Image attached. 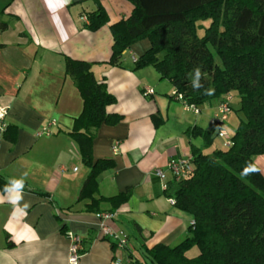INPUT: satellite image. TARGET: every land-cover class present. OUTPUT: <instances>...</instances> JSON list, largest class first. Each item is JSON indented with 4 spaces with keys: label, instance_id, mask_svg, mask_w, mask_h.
<instances>
[{
    "label": "crops",
    "instance_id": "obj_1",
    "mask_svg": "<svg viewBox=\"0 0 264 264\" xmlns=\"http://www.w3.org/2000/svg\"><path fill=\"white\" fill-rule=\"evenodd\" d=\"M98 7L108 21L91 32L88 14ZM132 9L126 0H0V105L8 109L4 123L9 128L0 131V264H68V230L82 238L81 264L143 262L145 250L157 244L173 247L189 235L191 217L164 193L163 186L174 183L166 164L192 157L193 149L226 148L224 140L204 148L202 138L186 135L194 127L212 132L209 121L219 102L210 101L194 114L172 98L173 86L152 67L134 69L131 57L148 50L147 40L125 50L119 66L107 65L110 26L127 19ZM65 57L92 64L95 79L115 98L107 112L122 116L95 133L93 162L113 166L96 178L92 196L81 200L90 168L65 133L82 110L79 92L64 73ZM146 88L153 95H143ZM52 122L50 136H36ZM254 165L264 177V155ZM157 168L164 172L162 181L154 175ZM12 179L24 181L16 204L9 201L17 192H5ZM126 190L130 195L118 207L92 204ZM100 213L114 214L109 225L125 234L124 250L100 235Z\"/></svg>",
    "mask_w": 264,
    "mask_h": 264
},
{
    "label": "trees",
    "instance_id": "obj_2",
    "mask_svg": "<svg viewBox=\"0 0 264 264\" xmlns=\"http://www.w3.org/2000/svg\"><path fill=\"white\" fill-rule=\"evenodd\" d=\"M126 1L133 9L127 19L110 26L107 65L119 66L125 50L147 40L149 48L134 69L152 67L187 104L201 107L210 101L221 102L227 94L238 97L236 109L229 103L230 113L238 119L230 145L210 153L193 149L192 172L164 190L175 208L191 217L189 235L173 247L157 244L145 250L143 262L131 264H264V177L254 165V159L264 155V0ZM107 21L98 7L88 14L86 29L97 31ZM199 31H203L201 37ZM64 62V73L82 100L80 115L65 132L90 168L81 200L92 196L96 178L113 166L109 161L93 162L95 133L102 125L118 124L122 116L107 112L115 98L95 79L91 63L67 57ZM197 69L199 88L193 86ZM186 135L202 138L204 148L217 137L215 131L196 127ZM248 168L255 170L245 172ZM129 195L126 190L92 204L109 202L118 207ZM194 247L197 255L187 256Z\"/></svg>",
    "mask_w": 264,
    "mask_h": 264
},
{
    "label": "built area",
    "instance_id": "obj_3",
    "mask_svg": "<svg viewBox=\"0 0 264 264\" xmlns=\"http://www.w3.org/2000/svg\"><path fill=\"white\" fill-rule=\"evenodd\" d=\"M133 63L136 62V58L134 56L131 57ZM143 95H153V90L150 88H146L143 92ZM171 96L174 100L181 103L185 110L192 111L194 114L199 113L198 107L194 105L187 104L183 98V95L173 90ZM231 101V96L229 94L225 95L221 102H219L216 112L211 117L209 124L212 128V131H215L217 137L222 138L224 140V145H230V137L227 134L224 126L228 122L230 108L229 103ZM8 109L7 107L0 105V131H4L6 125L4 120L7 116ZM55 123L52 122L50 124L42 126L37 132V137H48L51 135L50 127L54 126ZM114 152H116V146L112 148ZM192 157L179 159V160H170L166 164V171H168L172 175V180L174 183H178L185 179L191 172H192ZM76 169H74L75 171ZM154 175L159 178L161 181L164 180L165 175L163 170L157 168L154 170ZM166 189V185L163 186ZM169 203L174 205V200L169 199ZM114 214L113 213H100L96 215L97 220L99 221L98 227L99 232L102 237H109L114 241L115 248L118 251H122L127 247V238L125 234L113 226L109 225L112 221ZM193 225V222L190 223ZM65 237L69 242L68 246V256H67V263L68 264H81L82 258V238L80 235L68 230L65 232ZM118 264V260L116 262Z\"/></svg>",
    "mask_w": 264,
    "mask_h": 264
},
{
    "label": "rangeland",
    "instance_id": "obj_4",
    "mask_svg": "<svg viewBox=\"0 0 264 264\" xmlns=\"http://www.w3.org/2000/svg\"><path fill=\"white\" fill-rule=\"evenodd\" d=\"M207 23V22H206ZM205 23V24H206ZM203 35V31H199L198 32V36L199 37H201ZM211 50V49H210ZM211 52L213 53V51L211 50ZM214 60H215V62L217 63V64H219V61H218V59L214 56ZM231 105L233 106V108H235L236 109V107L238 106V97L237 96H232L231 97ZM235 114L236 113H234V112H232L231 114H230V116H231V118H230V120H228V122L226 123V127L228 128V130H227V134H228V136L230 137L231 135H232V133H233V130L235 129V127H236V125H237V122H238V119H237V117L235 116ZM219 142H223V139L222 138H219V137H216V139L214 140V147L217 145V144H219ZM224 144V143H223ZM224 147H225V145H224ZM198 253V251H197V249L194 247V248H192L188 253H187V255L188 256H196V254Z\"/></svg>",
    "mask_w": 264,
    "mask_h": 264
},
{
    "label": "clouds",
    "instance_id": "obj_5",
    "mask_svg": "<svg viewBox=\"0 0 264 264\" xmlns=\"http://www.w3.org/2000/svg\"><path fill=\"white\" fill-rule=\"evenodd\" d=\"M200 76L201 73L199 71V69L196 70V79L193 81V86L196 88L201 87L199 81H200ZM255 169L252 168H248L245 170V172L248 171H254ZM24 188V181L22 179H12L9 183V185H7L5 187V192H11L13 190H15L17 192V195L12 198L9 202L16 204L18 201H20L22 199V195H21V190ZM0 202H3L2 200H0ZM25 207H27V205H25Z\"/></svg>",
    "mask_w": 264,
    "mask_h": 264
},
{
    "label": "water",
    "instance_id": "obj_6",
    "mask_svg": "<svg viewBox=\"0 0 264 264\" xmlns=\"http://www.w3.org/2000/svg\"><path fill=\"white\" fill-rule=\"evenodd\" d=\"M74 1L76 2V1H79V0H74Z\"/></svg>",
    "mask_w": 264,
    "mask_h": 264
}]
</instances>
